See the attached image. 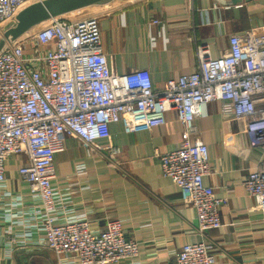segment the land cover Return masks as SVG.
Segmentation results:
<instances>
[{
	"label": "crops",
	"instance_id": "0c3cea01",
	"mask_svg": "<svg viewBox=\"0 0 264 264\" xmlns=\"http://www.w3.org/2000/svg\"><path fill=\"white\" fill-rule=\"evenodd\" d=\"M115 1L96 4L92 15L102 52L115 73L147 69L154 90L195 71L199 46L215 58L228 51L233 34L264 36V0ZM246 123L222 115L218 101L206 104L194 120L195 136L208 148L211 171L205 182L226 198L220 228L200 232L195 210L161 174L159 156L177 148L182 136L172 110L164 124L149 130L127 133L121 124H110V137L97 140L99 151L67 137L53 163L57 219L87 220L94 231L118 220L139 251L117 264H176L185 243L201 241L216 264H264V220L243 186L261 151L249 142ZM21 160L8 158L0 183V264H74L46 247L39 197L17 173Z\"/></svg>",
	"mask_w": 264,
	"mask_h": 264
},
{
	"label": "built area",
	"instance_id": "2783aa9c",
	"mask_svg": "<svg viewBox=\"0 0 264 264\" xmlns=\"http://www.w3.org/2000/svg\"><path fill=\"white\" fill-rule=\"evenodd\" d=\"M32 1L0 0V29ZM43 24L31 35L8 37L0 48V183L8 158L21 157L17 173L39 197L48 250L74 264H117L138 255V242L125 237L118 220L94 231L87 220L57 219L54 157L69 136L99 151L97 140L110 137V124H121L127 133L149 130L164 124L170 110L182 136L177 148L159 156L161 174L195 210L200 232L220 228L226 198L205 182L211 171L208 148L196 138L194 124L213 101L222 115L246 120L247 138L261 151L243 186L264 220V36L233 34L228 51L215 58L199 46L195 71L154 90L147 69L111 70L95 17L60 15ZM176 264H216V256L204 242H188Z\"/></svg>",
	"mask_w": 264,
	"mask_h": 264
},
{
	"label": "water",
	"instance_id": "95a60500",
	"mask_svg": "<svg viewBox=\"0 0 264 264\" xmlns=\"http://www.w3.org/2000/svg\"><path fill=\"white\" fill-rule=\"evenodd\" d=\"M107 0H34L19 12L15 20L5 29L0 48L8 37L16 38L28 29L52 17L95 5Z\"/></svg>",
	"mask_w": 264,
	"mask_h": 264
},
{
	"label": "rangeland",
	"instance_id": "374dc122",
	"mask_svg": "<svg viewBox=\"0 0 264 264\" xmlns=\"http://www.w3.org/2000/svg\"><path fill=\"white\" fill-rule=\"evenodd\" d=\"M118 1L119 0H116L115 2L116 3H114V4H118ZM96 4L95 5H89V6H85V7H82V8H80V9H77V10H74V11H71V13H66V14H63V15H61V16H66V17H68V18H77V19H80V18H84V17H91L93 14H96L97 13V8H96ZM74 16V17H73ZM42 25H44V24H37V25H35L34 27H32V28H30V29H28L27 31H25V33L26 34H29V35H31V33L35 30V27L36 26H42ZM7 27V26H6ZM6 27H4V29L3 30H1L0 29V40L3 38V36H4V32H5V29H6ZM25 33H24V35H25ZM5 41H6V39H5ZM5 41H4V43H5ZM26 52H30L31 50H30V46H27V48H26V50H25ZM58 258V257H57ZM59 259V258H58Z\"/></svg>",
	"mask_w": 264,
	"mask_h": 264
}]
</instances>
